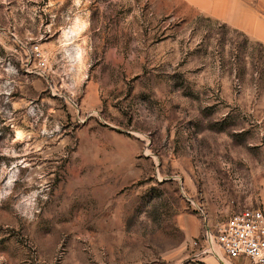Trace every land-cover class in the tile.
<instances>
[{"label": "rangeland", "instance_id": "1", "mask_svg": "<svg viewBox=\"0 0 264 264\" xmlns=\"http://www.w3.org/2000/svg\"><path fill=\"white\" fill-rule=\"evenodd\" d=\"M220 1L0 0V264H214L264 212V0Z\"/></svg>", "mask_w": 264, "mask_h": 264}, {"label": "built area", "instance_id": "2", "mask_svg": "<svg viewBox=\"0 0 264 264\" xmlns=\"http://www.w3.org/2000/svg\"><path fill=\"white\" fill-rule=\"evenodd\" d=\"M33 54L41 58L37 47L33 49ZM37 67L46 69L45 62L39 60ZM211 240L224 259L264 264V212L259 208H244L234 213Z\"/></svg>", "mask_w": 264, "mask_h": 264}, {"label": "crops", "instance_id": "3", "mask_svg": "<svg viewBox=\"0 0 264 264\" xmlns=\"http://www.w3.org/2000/svg\"><path fill=\"white\" fill-rule=\"evenodd\" d=\"M229 1L230 0H222L220 2H217L213 8L214 12H218V13L223 14L224 16L230 17L234 21H240L242 18V13H240V11L232 9L233 7L229 5ZM231 1L234 7L237 9L236 0H231ZM216 261L217 262L214 264H244V262L241 260L230 261V260L224 259L221 256H220V259H216Z\"/></svg>", "mask_w": 264, "mask_h": 264}]
</instances>
